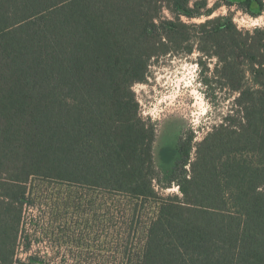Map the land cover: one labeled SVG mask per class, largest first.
<instances>
[{"label": "trees", "instance_id": "1", "mask_svg": "<svg viewBox=\"0 0 264 264\" xmlns=\"http://www.w3.org/2000/svg\"><path fill=\"white\" fill-rule=\"evenodd\" d=\"M222 2L0 0V264H28L32 178L157 202L136 264H264V27L211 17ZM194 49L237 96L193 156L182 137L160 169L134 86L153 59ZM162 180L181 195L160 196Z\"/></svg>", "mask_w": 264, "mask_h": 264}, {"label": "rangeland", "instance_id": "2", "mask_svg": "<svg viewBox=\"0 0 264 264\" xmlns=\"http://www.w3.org/2000/svg\"><path fill=\"white\" fill-rule=\"evenodd\" d=\"M218 1L208 0V7ZM219 15L231 16L240 29L264 27V11L251 13L238 0L220 3L211 17ZM217 62L198 49L168 54L153 59L147 80L134 86L141 115L156 124L160 169L174 163L182 137H193V156L197 143L231 111L237 94L214 78ZM164 184L157 187L160 196L181 195L176 182ZM27 199L18 255L28 264L31 257L38 259L34 264H136L159 207L153 200L40 178H32Z\"/></svg>", "mask_w": 264, "mask_h": 264}]
</instances>
